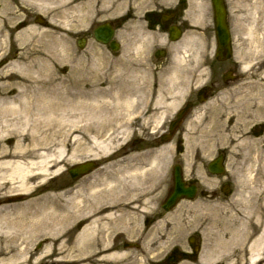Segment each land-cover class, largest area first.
I'll return each mask as SVG.
<instances>
[{"label":"rangeland","instance_id":"rangeland-1","mask_svg":"<svg viewBox=\"0 0 264 264\" xmlns=\"http://www.w3.org/2000/svg\"><path fill=\"white\" fill-rule=\"evenodd\" d=\"M226 1L227 3L230 1L229 3L234 5V13L236 14V16L235 14L232 16L235 21L232 28L233 56L232 60L228 62L215 63L214 68H220V71H223L229 65H235L238 67V75L242 79L237 83L230 84L237 86L235 89L229 90L237 95L236 102L230 104V99L226 98L223 99L226 101L223 103L224 105L218 106V120L214 135L216 147L210 157L216 155L215 151L226 154V171L224 176L218 177L216 181L217 183H230L233 194H224L218 190L216 200L196 195L193 201L180 202L176 208L165 214L167 220L173 225L169 229H167L169 224L161 226L162 231L159 233L164 234L159 237L165 238L168 247H170L176 239H187L189 235L194 233L196 224L207 219L214 220V223H211L210 228L207 227L206 230H212L217 225H226V235L229 236L231 233L236 235L239 233H237V229H233V225L237 226L239 230V226H241L239 220L245 219L247 221V234L240 239V243H236L231 250L225 251L224 255H216L217 251L215 253L216 258L210 263L246 264L247 245L259 236L261 230L259 222L256 220L257 224H254V220L259 219L264 211V136L257 139L244 138L241 136L240 128L245 117L244 114L250 106L254 107L253 104H255L258 110H264V78L262 77L264 64L259 65L264 59V0H261L262 13L257 15L256 33L251 36L248 35V28L253 27L250 25L253 20H256V15H253L250 2L247 0ZM49 2L50 0L46 5H44L45 2H41L43 6L41 8L37 2V7L46 19H51L54 22L52 24L57 25L56 32L46 31L40 27L18 31L17 24L22 18L20 9L14 5L12 0H0V63L6 61L5 65L0 68V99L5 96L14 97L17 95V91L20 89L17 83L20 81H43L53 76L58 83H60L59 80H75L76 88L87 92L88 100L86 103L101 111L96 120L89 124L74 121L73 129L68 130L66 127L62 130L63 137H56L55 140L57 141L64 138L67 140L65 147L67 160L61 163L52 161L48 168L49 173L60 168L56 174L37 175L39 179L31 180L26 185L29 190L25 193L16 191L17 183L12 184L13 182L7 180L3 181V186H0V207L5 205L24 206L34 201L43 202L45 200L64 208L68 218L65 226L60 227L52 238L41 237L22 244L20 246L21 253L17 254L18 258L12 264H36L39 261L40 264H52L51 260L65 255V253L60 254L61 244H65L68 254L74 256L73 264H158L164 259L167 248L161 250L162 247H160L152 252H140L133 247L124 249L122 243H132L134 238L129 234L115 235L113 230L106 232L105 228L109 224L101 221L111 220V218L102 217L100 219L99 217L97 219L99 226L91 237L88 234L85 239L83 237L79 239L76 232L77 222L82 221L83 218V220L86 219L84 222H88L93 218L91 215L88 218L84 216L87 211L89 214L90 211H94L100 200H95L94 195L86 194L87 188L90 187L87 185L88 181H93V177H86L74 185V191L77 189L79 191H76L72 203L67 169L78 162L92 159L98 164L104 163V166H109L106 169L97 170L100 175L116 177L123 173L120 167L128 164L129 160L131 162V157H125L120 162L114 160L119 148L123 147L129 137V117L123 118V114L120 115V111L124 110V107L118 103L117 99H119L122 87L126 85L123 83L125 74L121 77L120 71L121 69L124 71L130 69L128 68L130 63L116 53L110 52L104 46L97 44L91 37L81 50L76 46V41L71 46L68 37L67 31L70 27L74 37H79V35L85 34L92 23L100 22L98 20H102V18L92 17L94 13L104 16L109 15V13L112 14L114 10L113 0H101V6L97 10L96 7L90 8L87 3L79 4L72 10H67L65 0H57L59 6L54 9L51 7L54 0ZM206 15L210 19V11H207ZM210 27L212 26L210 25ZM253 37L262 41L260 49H255L252 46ZM210 63L212 64V62ZM205 68V70L208 69ZM59 89L64 90L62 86H59ZM104 91L107 92L106 96L98 94ZM3 106L6 105L3 104ZM231 109L239 112L238 118H235L234 124L230 126L228 111ZM10 118L15 120L13 116ZM121 122L123 123L121 124ZM30 128H32V122H29V126L24 125L18 128V132L10 135V139L5 141V144L9 147H14L17 143L29 144L32 141ZM121 129L125 130L120 131ZM49 140L38 153L49 152L53 154L55 147L50 145ZM191 149V152L189 153L188 150L184 157L186 161L184 165L189 168L186 171H190L192 174L195 172L192 170L193 166L200 165L193 162L194 157L199 158L200 162L204 164L210 158L203 157L202 151L200 154L198 152L194 154L196 149ZM72 150L76 152L75 159L77 161L70 156ZM24 158L33 160L35 156ZM113 161H118L117 163L121 165L116 166ZM248 172L250 173L248 174ZM43 176L45 177L42 179ZM126 180L129 179L117 180L123 184L122 187L117 186V188H124ZM128 184L131 182L129 181ZM121 189L118 197H113V200L117 201L118 204L120 202L127 203L124 191ZM131 191L135 192L136 189L133 188ZM17 196L20 197L18 201L9 200ZM108 196V194L106 196L103 194V201L107 202L105 198ZM155 196L160 199L159 195ZM117 211L112 219L119 221L118 226L120 228L126 222V218L123 217L124 213ZM253 232L257 235L254 236ZM153 239L156 240L157 238ZM216 239L217 237L210 234L207 236L206 243L210 246L209 244H214ZM110 245L113 247L109 248ZM145 245L152 244L148 242ZM53 249L56 252L51 254ZM203 249L194 261H182L178 264H202L200 263L203 261L201 259L209 256V253ZM112 251L119 257L102 260L103 256L111 254ZM0 264H9L8 256H1Z\"/></svg>","mask_w":264,"mask_h":264},{"label":"flooded vegetation","instance_id":"flooded-vegetation-1","mask_svg":"<svg viewBox=\"0 0 264 264\" xmlns=\"http://www.w3.org/2000/svg\"><path fill=\"white\" fill-rule=\"evenodd\" d=\"M12 1L22 15L18 22V31L29 30L31 27L56 31L54 25L50 27L49 19L38 13L34 0ZM100 2L101 0H66V5L72 10L79 4L87 3L90 8L96 7L97 10L101 6ZM209 5V0H113V13L107 16L94 13V17L102 20L92 23L85 34L77 38L86 43L89 37L93 39L95 27L108 22L113 32V40L117 44V55L133 62L130 69L121 70L125 74L123 82L126 85L123 86L124 91L119 93L120 104L125 107L122 114L131 117L130 134L127 143L119 149L114 160L131 157L133 163L131 161L129 168L134 169V173L131 184L128 181L125 183L127 203L120 202L117 208L119 211L123 208L124 218L130 222L125 232L135 238L138 236L134 247L137 251H152L160 246L167 248L168 256L159 264H176L178 256L195 260L202 248L210 249L206 243L210 234L217 239L214 244L209 245L220 253L231 250L243 237H234L232 233L226 235V225H217L212 230H206L211 222L214 223L208 219L196 226L192 243L188 237L183 240L176 239L168 247L166 239L159 237L164 234L159 233L162 231L161 226L169 224V229L173 225L167 220L165 214L168 212L161 205L173 184L175 165L185 187H195L197 195L216 200L217 191L224 185L217 183V177L208 172L207 162L204 164L194 157V163L200 165L192 167L195 171L192 174L186 171L189 168L184 165L187 151L191 152L188 147L194 146V154L202 151V156L209 158L216 147L214 135L218 106H223L226 102L223 99L226 98L232 104L237 95L229 90L237 86L230 84L240 81V76L236 75L237 66L227 67L235 78L226 82L223 80L225 69L220 71V68H214V64L218 62L212 59L211 64L208 60L214 43L212 22L206 15ZM229 9L232 16V5ZM228 20L231 31L232 19ZM67 32L70 42L73 43L75 38L72 29L69 28ZM105 47L109 49V45ZM205 67L208 69L205 70ZM253 106L247 109L243 118L248 124L243 128L241 136L249 139H257L264 134V123L258 122L264 120V110H258L255 104ZM238 112L233 109L228 111L230 126L238 118ZM218 154L226 156L224 152ZM153 160L161 165V170L152 168ZM107 167L109 166H99L98 169ZM99 175L95 173L91 177L103 179L106 184L113 181V186L121 184L117 181V178H122L121 175ZM123 175L127 176L125 173ZM133 188L136 189L135 192L131 191ZM155 195H159L160 199ZM113 209L106 205L94 210L92 215L102 219L117 210ZM84 221L78 223L77 229L87 223ZM106 221H101L109 224L106 228H119V221L114 218ZM245 222L244 220L243 224ZM254 224H257L256 220ZM98 226L99 223L96 224ZM259 227L260 234L264 229V212L260 216ZM233 229L238 227L233 225ZM253 234L257 235L255 232ZM155 237L156 240L153 239ZM148 242L152 245L146 246L145 243Z\"/></svg>","mask_w":264,"mask_h":264},{"label":"bare ground","instance_id":"bare-ground-1","mask_svg":"<svg viewBox=\"0 0 264 264\" xmlns=\"http://www.w3.org/2000/svg\"><path fill=\"white\" fill-rule=\"evenodd\" d=\"M47 1L48 0H39V2ZM247 1L250 2L249 5L250 8L252 7L251 10L253 15H256V23L253 20L250 25V27H253L248 28V35L251 36L256 33L258 25L257 15H259L260 12L262 13L261 0ZM251 42L255 49H260L262 41L259 38L253 37ZM262 64H264V59L259 63V65ZM262 77L264 78V70L262 72ZM59 82L60 83H58L57 79L53 76L43 81H20L17 83L20 88L17 91V95L14 97L5 96L0 99V186H3V181L7 180L13 182L12 184L17 183L16 191L25 193L29 190L26 185L31 180L37 179V175L47 176L56 174L60 168H57L53 173H49L48 168L50 163L52 161L61 163L67 160L65 152L67 140L64 138L57 141L55 140L56 137L59 136V138H62V130L66 127L70 130L74 121H82L89 124L99 117L101 110L90 107L86 103L88 100L87 92L77 89L75 80H59ZM59 86H62L64 90L59 89ZM98 94L106 96L107 92L104 91ZM3 104L6 106H3ZM11 116L15 117V120L10 118ZM29 122H32V128H30L32 141L27 145L17 143L14 147L7 146L5 141L10 139V135L17 133L18 128L24 125L29 126ZM50 138L52 140H49ZM48 140L50 145L55 147L53 154L49 152L38 153V151L43 148L42 146L46 145ZM75 153L74 150L70 153L73 159L76 157ZM32 156H35V159L26 160L24 158H31ZM151 164L153 169H162L161 165L157 164L154 160ZM130 165L131 162L129 160L128 164L122 166L124 167L123 173L128 176H132L134 173V169L129 168ZM249 173L250 172H248V174ZM45 176L41 178L43 179ZM91 182L88 183V187H90L87 188L86 194L94 195L95 200H100L99 207L104 205L102 199L103 194L104 196L108 194L110 198L113 199V197H118L120 189L123 186L122 184L113 186L115 183L113 181L106 184L103 182V179L97 178ZM120 185L122 186L117 188V186ZM121 190L124 191L125 188ZM77 191H79V189H77ZM76 193L77 192L73 193L74 197ZM106 204H109L108 206L111 207L112 210H114L113 208L116 210L118 206L117 201L114 200ZM123 211L122 208L119 212L123 213ZM113 212L114 211L108 213L107 218L114 216L115 212ZM244 220H239L241 226ZM256 220L259 222L260 218ZM67 221L68 218L64 208H60L58 205L46 202L45 200L43 202L34 201L24 206L5 205L0 207V257L8 256V263H14L18 258L17 254L21 253L20 246L22 244L32 242L41 237L52 238L60 227L65 226ZM89 230V227H85L80 233L79 239L82 237L84 239ZM241 236H243V234L239 233L237 238ZM60 249V254L65 253V255L51 260V263L73 264L74 256L68 254L66 245L61 244ZM55 252L56 250L53 249L51 254ZM246 255V264H264V229L254 241L248 243ZM114 257L119 256L116 253H111L103 256L102 260H111ZM210 262L211 259L207 262L202 261L201 263L211 264ZM40 263L39 261L36 264Z\"/></svg>","mask_w":264,"mask_h":264},{"label":"water","instance_id":"water-1","mask_svg":"<svg viewBox=\"0 0 264 264\" xmlns=\"http://www.w3.org/2000/svg\"><path fill=\"white\" fill-rule=\"evenodd\" d=\"M213 7H214V17H215V28H216V37L218 41V49H217V57L218 58H227L229 56V46H228V35H227V29L225 25V13L224 8L222 5V0H212ZM98 40H100L99 35H95ZM108 38V37H106ZM102 38L103 42H107L108 39ZM93 163H86L83 165L77 166L75 169L70 170V174L73 178H77L80 175L84 174L88 168L93 167ZM216 162L212 163L210 165V170L214 173H221V170L217 169ZM193 189L185 190L182 187V183L176 174L175 176V184L174 189L169 194L165 205H163L165 208H169L171 205H173L178 199L182 197L186 198H192L193 197Z\"/></svg>","mask_w":264,"mask_h":264}]
</instances>
